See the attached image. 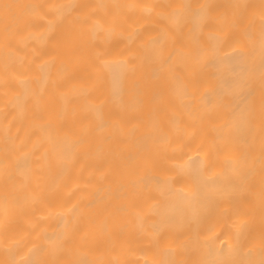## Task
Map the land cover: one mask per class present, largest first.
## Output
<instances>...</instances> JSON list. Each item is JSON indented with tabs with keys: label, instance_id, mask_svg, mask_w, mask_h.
I'll return each mask as SVG.
<instances>
[{
	"label": "bare ground",
	"instance_id": "1",
	"mask_svg": "<svg viewBox=\"0 0 264 264\" xmlns=\"http://www.w3.org/2000/svg\"><path fill=\"white\" fill-rule=\"evenodd\" d=\"M0 264H264V0H0Z\"/></svg>",
	"mask_w": 264,
	"mask_h": 264
},
{
	"label": "snow or ice",
	"instance_id": "2",
	"mask_svg": "<svg viewBox=\"0 0 264 264\" xmlns=\"http://www.w3.org/2000/svg\"><path fill=\"white\" fill-rule=\"evenodd\" d=\"M8 7H10V6H8V5H5V8H8Z\"/></svg>",
	"mask_w": 264,
	"mask_h": 264
}]
</instances>
